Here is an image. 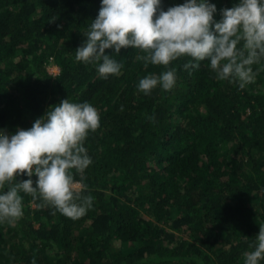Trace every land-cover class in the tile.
<instances>
[{
	"label": "trees",
	"instance_id": "1",
	"mask_svg": "<svg viewBox=\"0 0 264 264\" xmlns=\"http://www.w3.org/2000/svg\"><path fill=\"white\" fill-rule=\"evenodd\" d=\"M101 2L0 0V131L29 129L67 98L100 115L83 143L93 161L84 179L70 170L92 207L74 221L21 191L22 218L0 222V264H244L264 223V59L242 90L207 60L145 66L133 47L106 49L122 68L101 78L75 59ZM185 2L161 0L165 11ZM209 2L219 21L239 0ZM171 69L172 90L139 91L142 78Z\"/></svg>",
	"mask_w": 264,
	"mask_h": 264
},
{
	"label": "clouds",
	"instance_id": "2",
	"mask_svg": "<svg viewBox=\"0 0 264 264\" xmlns=\"http://www.w3.org/2000/svg\"><path fill=\"white\" fill-rule=\"evenodd\" d=\"M220 11L222 18L216 21L217 6L209 0H186L166 11L161 0H102L98 16L83 33L87 39L76 49L75 59L97 64L99 76L107 79L119 75L122 65L106 54V49L117 54L122 48L140 49L147 53L137 57L145 66L151 62L167 67L188 56L196 63L184 64L185 69L199 68V62L207 60L218 80L238 83L242 90L255 82L252 65L264 59V3L239 0L234 7ZM56 19L52 17L51 22ZM175 71L145 76L139 81V91L150 95L158 86L172 90ZM149 119L155 122L154 116ZM99 127L100 115L94 106L67 98L50 106L29 129L19 128L11 135L0 131V189L8 186L0 193V222L14 227L22 218L21 191L34 200L41 199L42 207L51 206L74 221L82 218L94 198L82 195L86 186L76 181L70 170L75 169L81 181L84 179L93 161L83 143L89 131ZM34 173L38 177L35 182L31 179ZM23 175L29 179L17 181V176ZM259 225L255 241L249 244L254 250L244 253V264L264 260V223Z\"/></svg>",
	"mask_w": 264,
	"mask_h": 264
},
{
	"label": "built area",
	"instance_id": "3",
	"mask_svg": "<svg viewBox=\"0 0 264 264\" xmlns=\"http://www.w3.org/2000/svg\"><path fill=\"white\" fill-rule=\"evenodd\" d=\"M50 67H53V70H51ZM48 69H49V71L52 72V73H58L59 70H60L59 66L56 65V64L54 63L52 57H51V62H50L49 65H48Z\"/></svg>",
	"mask_w": 264,
	"mask_h": 264
},
{
	"label": "rangeland",
	"instance_id": "4",
	"mask_svg": "<svg viewBox=\"0 0 264 264\" xmlns=\"http://www.w3.org/2000/svg\"><path fill=\"white\" fill-rule=\"evenodd\" d=\"M51 68V70H53V67H50ZM117 243L119 244L120 243V241H117ZM122 246L121 247H125V245H123V244H121Z\"/></svg>",
	"mask_w": 264,
	"mask_h": 264
}]
</instances>
